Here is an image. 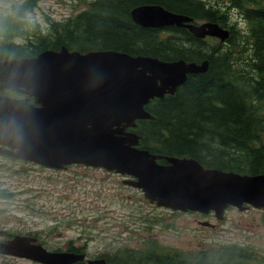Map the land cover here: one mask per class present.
Returning <instances> with one entry per match:
<instances>
[{
  "label": "water",
  "instance_id": "obj_1",
  "mask_svg": "<svg viewBox=\"0 0 264 264\" xmlns=\"http://www.w3.org/2000/svg\"><path fill=\"white\" fill-rule=\"evenodd\" d=\"M130 15L142 27L176 26L188 28L197 38L211 36L221 42L228 38V32L214 23L188 25L191 18L157 5L138 6ZM207 68V61L168 62L115 51L80 54L65 48L1 61L0 89L21 90L39 107L28 98L0 96V144L16 149L17 158L49 168L84 164L133 176L137 180L126 183L141 189L150 202L173 210L214 211L220 220L230 205L240 211L244 204L264 210V174L204 170L193 159L154 156L137 149V135L126 132L136 120L152 118L145 110L152 99L173 95L188 75L205 73ZM157 159L167 165L157 164ZM31 241L35 240L16 237L0 250L41 264H75L82 259L47 252L29 245Z\"/></svg>",
  "mask_w": 264,
  "mask_h": 264
},
{
  "label": "trees",
  "instance_id": "obj_2",
  "mask_svg": "<svg viewBox=\"0 0 264 264\" xmlns=\"http://www.w3.org/2000/svg\"><path fill=\"white\" fill-rule=\"evenodd\" d=\"M86 8L62 22L50 21L46 30L22 20L26 7L0 19V61L29 58L66 48L81 54L115 51L131 56L208 60V71L189 75L173 96L152 102V120L139 121L140 146L153 154L191 158L207 168L241 174L264 173V15L249 16L251 35L232 28L229 47L220 50L188 31L134 24L130 12L141 5H157L169 12L223 25L226 16L199 0H75ZM248 3V1L246 2ZM248 23V10H245ZM21 39V41H17ZM124 264H143L124 254ZM123 257V258H121ZM161 264V263H157ZM171 264V263H170Z\"/></svg>",
  "mask_w": 264,
  "mask_h": 264
},
{
  "label": "rangeland",
  "instance_id": "obj_3",
  "mask_svg": "<svg viewBox=\"0 0 264 264\" xmlns=\"http://www.w3.org/2000/svg\"><path fill=\"white\" fill-rule=\"evenodd\" d=\"M19 1L0 0V15L9 13L12 4ZM84 8L78 1L40 0L32 18L41 23L45 15L62 20ZM231 17L234 22L236 18ZM238 26L246 28L243 22ZM30 171L17 174L7 171L3 175L1 188L12 196L0 202V210H4L0 212V229L40 230L49 249L63 248L67 241L73 240L76 244L87 242L92 255L111 246L139 250L145 242L156 241L173 253L190 256L217 242L239 245L248 242L254 248L253 256L261 257L264 264V214L259 210L239 212L231 208L225 213V221L217 222L213 217L158 208L145 200L141 191L123 185L121 177L112 171L77 165L62 171L37 168ZM198 221L219 225L213 230L198 225ZM0 264L37 263L0 255Z\"/></svg>",
  "mask_w": 264,
  "mask_h": 264
},
{
  "label": "flooded vegetation",
  "instance_id": "obj_4",
  "mask_svg": "<svg viewBox=\"0 0 264 264\" xmlns=\"http://www.w3.org/2000/svg\"><path fill=\"white\" fill-rule=\"evenodd\" d=\"M0 95L9 96V97H22L20 93H12L7 90H0ZM9 150L8 147L0 145V170L4 168H9L8 162H16V163H23L33 167H37L34 164L25 163L23 161H18L10 157L8 154L4 153V151ZM38 168V167H37ZM262 212V211H261ZM263 213V212H262ZM10 239V233L5 232L0 237V241H7ZM216 250L214 252H218L220 256H185V257H170V256H163V257H149L144 258V263L146 264H262L263 259L261 257L253 256L254 248L248 246V242L244 243L243 245H239L233 242H220L219 245L214 246ZM67 249H69L67 247ZM208 247L204 246V248L200 249L198 252L193 253H200L205 254L207 252ZM120 253L121 256H124L122 252L119 250H113L112 253H105L104 259L107 264H124L120 260V256L116 255ZM260 254V252H257ZM123 258V257H121ZM147 259V260H146Z\"/></svg>",
  "mask_w": 264,
  "mask_h": 264
},
{
  "label": "clouds",
  "instance_id": "obj_5",
  "mask_svg": "<svg viewBox=\"0 0 264 264\" xmlns=\"http://www.w3.org/2000/svg\"><path fill=\"white\" fill-rule=\"evenodd\" d=\"M13 128L16 130V132L18 134H21V130H20L19 126L15 124V122H13Z\"/></svg>",
  "mask_w": 264,
  "mask_h": 264
}]
</instances>
